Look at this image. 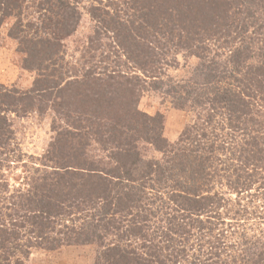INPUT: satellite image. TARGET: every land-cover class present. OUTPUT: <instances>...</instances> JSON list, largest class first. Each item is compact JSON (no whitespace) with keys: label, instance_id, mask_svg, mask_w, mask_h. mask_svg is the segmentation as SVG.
Segmentation results:
<instances>
[{"label":"trees","instance_id":"trees-1","mask_svg":"<svg viewBox=\"0 0 264 264\" xmlns=\"http://www.w3.org/2000/svg\"><path fill=\"white\" fill-rule=\"evenodd\" d=\"M95 1L89 10L95 50L106 38L117 50L99 53L101 69L86 73L105 84L93 99L97 109L77 125L79 134L59 126L46 153L25 162L0 107V264H25L35 249L80 244L100 247L95 264H264V20L256 28L248 13H239L256 0H191L188 18L176 15L175 0ZM70 2L0 0V29L12 20L7 35L25 54V67L38 72L27 92L12 96L1 85L0 104L7 98L23 111L36 102L54 110L69 104L58 99L69 71L62 41L75 29L69 16L77 15ZM193 31L207 36L187 35L183 44V33ZM215 39L223 40L220 53L211 51ZM203 41L211 44L198 45ZM177 47L201 60L203 79L176 83L175 98L196 102L206 114L171 147L161 116L138 109L145 86L121 67L128 63L146 80L157 78L159 64L168 65ZM72 111L56 110V118L74 123ZM88 122L94 134L85 132ZM77 136L82 141L75 143ZM141 140L163 156L142 163ZM93 141L108 153L106 162L89 155ZM10 163L23 171L16 182L4 171ZM224 178L235 198L219 193Z\"/></svg>","mask_w":264,"mask_h":264},{"label":"rangeland","instance_id":"rangeland-1","mask_svg":"<svg viewBox=\"0 0 264 264\" xmlns=\"http://www.w3.org/2000/svg\"><path fill=\"white\" fill-rule=\"evenodd\" d=\"M152 1L155 2L157 0ZM103 2L109 3V0H103ZM175 2L179 5L178 8L180 9V12L178 10L176 11V15L180 14V17L182 16L183 18L191 16L190 11L186 8L192 4L191 0H175ZM70 4L77 15L69 16L70 20L75 23V29L62 41L64 45L63 50L65 51L63 63L69 71L65 76L67 79L63 82L64 95L61 94V99H58L60 102L63 101V98L66 100L70 99V101L68 105H63L62 108L59 107L56 110H60L64 113L69 107L74 109L75 111L71 112V114H74V117H72V122L74 123L68 124L71 122V118L67 123L59 118L57 119L56 110L52 107L41 106L38 102L33 104L32 109L29 111H23V105H21V103L18 105L7 104L9 101L7 98H4V103L0 104V107L2 106L5 110V115L11 124V128L15 134L16 141L24 156L25 162L28 161L30 156L35 158L46 153L59 131L57 129H60L59 126H63V129H60L62 131L71 128V130L77 131V134H79L80 129L78 128V130H76V127H78L77 125L83 120L81 118H89L97 109L93 99L95 96L97 97L99 88L105 84L104 82H100L97 85L95 81L87 79L86 75L89 74V72L94 73L101 69V65L97 64L95 60L98 59L97 56L99 53L103 52L104 55H107L108 52L111 53V50L113 52L117 50V45L114 40L110 38L103 40V46L100 51L95 50L98 44L97 40L94 38L96 22L89 11L90 8L96 4L95 0H71ZM250 6L253 7L251 8ZM217 9L220 8L217 7ZM237 11L239 12L238 9ZM217 13L223 16L220 10H218ZM239 13L241 17L248 13L249 16H251L250 21L253 20L256 22V28L260 27L259 24L264 20V0H256L253 5L247 3ZM11 22V19L7 20L0 29V86L3 85L11 90L9 93L14 96L15 93L13 94V90H19L20 92L29 91L38 77V72L34 68L29 69L25 67L23 62L25 54L18 49L17 41L7 35ZM219 22L224 23V19L220 18ZM187 35L196 39L207 36L202 31H200V33H195L193 31V34L183 33L181 40L185 45L189 42ZM221 41L214 40L212 44L215 46L211 49L212 53L222 52V50L217 51L218 48L220 49ZM197 42L198 41H195L196 44ZM209 43L210 42L203 41L198 43V45L207 48ZM156 45L157 43H154L153 47L156 48ZM98 47H100L99 44ZM193 47V50L197 48L196 46ZM167 49L171 50L170 45L165 48V50ZM197 52L200 51L198 50ZM190 53L191 51L184 47H177L175 53L171 51L168 65L163 63L159 64L161 67V69H159V77H150L148 80L144 78L143 72L139 69H135L133 65L131 66L127 63L121 67V70L125 71L128 76H132V80L134 79L135 81V79L138 78L143 87L145 86V90L142 91L139 98L138 109L140 112L150 116H161L160 119L163 127L162 134L168 144H171V147H176L175 143L188 127L197 124V121L202 123L203 118L201 119V117L206 114L204 110L199 109V106L194 101H184L181 103L177 101L175 92L172 91L174 86L177 87L176 83L186 85L187 82L200 81L203 79V76L199 73L202 67L200 64L201 60L196 55ZM156 57H158V55ZM92 64H97L99 67L96 68V66H91ZM58 94L59 92H57L56 95L58 96ZM42 110L44 112H42ZM55 119H57V125H53ZM88 124L90 128L86 129L85 132L94 134L96 129H93L91 123L88 122ZM81 141L82 139L80 136H77L75 143ZM204 144L205 143H203V145ZM138 145L140 147L141 162L144 164L154 162L163 156V153L149 142L141 140L138 142ZM89 148L93 150V152L89 151V155H91L92 159L97 161L103 159L104 162L107 161L106 155L108 153L103 149L100 143L93 141L91 146L87 147V150H89ZM15 165V163H10L8 167L4 168L5 173L11 176V182L19 180L23 172L21 167L18 169L14 168ZM136 169L138 170L139 167ZM222 174L224 173L222 172L221 175ZM226 182L227 180L224 178L222 185L217 184L219 193L225 194L227 197L231 196L230 198H235L236 193H234L232 187L226 185ZM251 223L253 227L256 226L254 220L251 221ZM247 224L249 225L250 222L246 223V225ZM110 239L112 238L110 237ZM99 250L100 247L95 244L71 245L53 251L35 249L29 258L24 260V263L95 264Z\"/></svg>","mask_w":264,"mask_h":264}]
</instances>
